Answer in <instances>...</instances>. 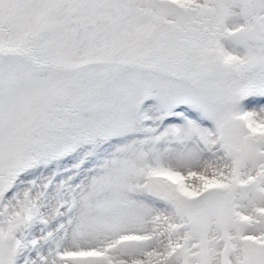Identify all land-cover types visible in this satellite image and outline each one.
<instances>
[{"label":"snow or ice","instance_id":"snow-or-ice-1","mask_svg":"<svg viewBox=\"0 0 264 264\" xmlns=\"http://www.w3.org/2000/svg\"><path fill=\"white\" fill-rule=\"evenodd\" d=\"M0 264H264V0H0Z\"/></svg>","mask_w":264,"mask_h":264}]
</instances>
